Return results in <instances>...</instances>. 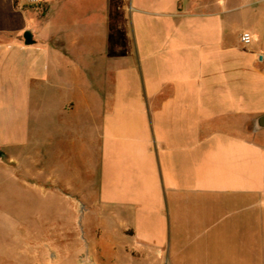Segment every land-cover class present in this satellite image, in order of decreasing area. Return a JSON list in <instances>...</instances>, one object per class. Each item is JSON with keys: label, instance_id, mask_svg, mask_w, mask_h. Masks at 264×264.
<instances>
[{"label": "crops", "instance_id": "crops-1", "mask_svg": "<svg viewBox=\"0 0 264 264\" xmlns=\"http://www.w3.org/2000/svg\"><path fill=\"white\" fill-rule=\"evenodd\" d=\"M20 2L0 0V151L27 144L33 82L62 81L57 141L94 171L90 194L65 186L109 232L93 257L264 264V0H72L30 45Z\"/></svg>", "mask_w": 264, "mask_h": 264}, {"label": "rangeland", "instance_id": "rangeland-1", "mask_svg": "<svg viewBox=\"0 0 264 264\" xmlns=\"http://www.w3.org/2000/svg\"><path fill=\"white\" fill-rule=\"evenodd\" d=\"M42 2L43 7L20 2L21 10L33 17L32 26L22 29V33L28 30L40 39L35 22L42 17L45 30H54L58 23L64 24V28L71 27L72 0ZM11 34L0 32V38H11ZM51 78L47 77L40 95L36 81L29 88L27 144L12 147L9 151L12 158L6 154L0 157V264H111L93 257L99 248L95 241H109L108 229L99 230L101 225L95 219L94 199L77 196L65 186V182L80 183L87 187L85 193L90 194L94 171L90 167L86 172V167L71 155L73 146L79 147V140L75 139L74 145L57 141L58 121L53 109L65 84L60 81L55 85ZM35 145L40 151L37 156ZM50 151H57L59 156H49ZM65 151L69 155L65 156ZM109 217L107 214V227L111 223L115 227L116 222H110ZM120 236L110 242L132 243L130 238ZM131 264L156 263L134 258Z\"/></svg>", "mask_w": 264, "mask_h": 264}, {"label": "built area", "instance_id": "built-area-1", "mask_svg": "<svg viewBox=\"0 0 264 264\" xmlns=\"http://www.w3.org/2000/svg\"><path fill=\"white\" fill-rule=\"evenodd\" d=\"M42 0H25V4L27 5H34V4H38L39 2H41ZM240 40L242 42V44L248 46L251 43V36L249 33H247L246 31L242 32L240 35ZM257 60L264 65V53H257Z\"/></svg>", "mask_w": 264, "mask_h": 264}, {"label": "water", "instance_id": "water-1", "mask_svg": "<svg viewBox=\"0 0 264 264\" xmlns=\"http://www.w3.org/2000/svg\"><path fill=\"white\" fill-rule=\"evenodd\" d=\"M23 39H24V43L26 45H30L34 42V39L32 38V33L30 31H24L23 33ZM264 126V114L260 115L254 123V128H260ZM5 155L0 151V157H4Z\"/></svg>", "mask_w": 264, "mask_h": 264}, {"label": "trees", "instance_id": "trees-1", "mask_svg": "<svg viewBox=\"0 0 264 264\" xmlns=\"http://www.w3.org/2000/svg\"><path fill=\"white\" fill-rule=\"evenodd\" d=\"M40 4V7H43L45 6V3L44 2H39L38 4H34V5H28V6H38ZM27 6V5H26Z\"/></svg>", "mask_w": 264, "mask_h": 264}]
</instances>
